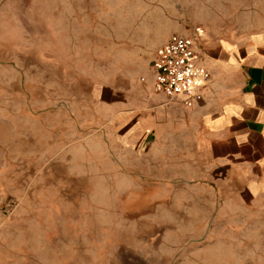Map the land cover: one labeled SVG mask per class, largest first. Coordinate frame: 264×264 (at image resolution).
Masks as SVG:
<instances>
[{"label": "rangeland", "instance_id": "rangeland-1", "mask_svg": "<svg viewBox=\"0 0 264 264\" xmlns=\"http://www.w3.org/2000/svg\"><path fill=\"white\" fill-rule=\"evenodd\" d=\"M198 27L243 44L264 0H0V264H264V199L154 87Z\"/></svg>", "mask_w": 264, "mask_h": 264}, {"label": "crops", "instance_id": "crops-1", "mask_svg": "<svg viewBox=\"0 0 264 264\" xmlns=\"http://www.w3.org/2000/svg\"><path fill=\"white\" fill-rule=\"evenodd\" d=\"M205 54L210 83L196 89L189 106L181 100L167 104L199 125L204 161L264 199V34L243 44L224 40Z\"/></svg>", "mask_w": 264, "mask_h": 264}, {"label": "built area", "instance_id": "built-area-1", "mask_svg": "<svg viewBox=\"0 0 264 264\" xmlns=\"http://www.w3.org/2000/svg\"><path fill=\"white\" fill-rule=\"evenodd\" d=\"M204 28H196L194 35L173 34L160 45L151 63L154 87L168 101L181 100L187 106L198 87L210 83L212 74L202 62L200 36Z\"/></svg>", "mask_w": 264, "mask_h": 264}]
</instances>
